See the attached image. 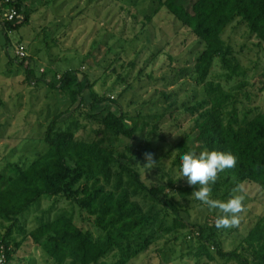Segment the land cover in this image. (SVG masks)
Listing matches in <instances>:
<instances>
[{"label": "rangeland", "instance_id": "1", "mask_svg": "<svg viewBox=\"0 0 264 264\" xmlns=\"http://www.w3.org/2000/svg\"><path fill=\"white\" fill-rule=\"evenodd\" d=\"M23 1L30 9V21L9 31V41L3 32L5 18L0 9V171L7 162L24 166L42 154L47 148L42 133L55 114L70 109L73 114L60 120L62 128L78 120L77 134L84 139L96 137L119 148L131 144L142 153L135 166L142 178L169 193L184 221L189 225L215 224L218 210H209L192 195H184L180 187L189 184L179 179L181 145L194 147V134L189 129L198 116H190L187 107L208 99L206 85L197 81L195 68L204 43L168 14L158 0ZM224 38L232 46L234 63L240 68L229 79L226 75L230 71L216 61L208 80L221 83L234 95L241 116L252 117L264 111V44L240 19L229 25ZM19 45H24L31 57L33 83L25 81L24 68L10 59L17 56ZM70 69L77 70L99 94L118 101L102 105L95 115L107 108L127 112L137 122L134 139L112 133L96 136L99 123L89 117L94 112L80 102L71 105L65 93L47 83L57 82ZM83 97L86 103L92 100L88 89ZM126 123L132 125L129 120ZM146 152L152 153L157 162L151 170L139 165L145 162ZM228 176L226 171L220 173V181ZM232 181L237 183L238 179L229 176L211 198L227 201L231 191L225 196L224 192ZM238 184L245 188L246 210L238 227L218 229L220 246L226 251L232 250L264 214V190L252 182ZM62 211L72 215L77 224L97 231L78 205L61 196L42 197L19 217L20 224L29 230L39 218L54 217ZM174 216L171 207L163 206L158 220L132 237V249L142 244L146 248L127 264H197L188 255L190 246L197 242V238H186L191 226L180 233L168 230ZM0 231H5L1 221ZM14 235L18 241L23 240L22 234ZM119 257L120 250L104 262L111 264ZM8 264L54 261L40 246L26 240Z\"/></svg>", "mask_w": 264, "mask_h": 264}, {"label": "trees", "instance_id": "2", "mask_svg": "<svg viewBox=\"0 0 264 264\" xmlns=\"http://www.w3.org/2000/svg\"><path fill=\"white\" fill-rule=\"evenodd\" d=\"M158 1L182 27L204 43L195 68L197 81L206 85L208 99L187 107L190 116H198L189 129L194 134V147L189 149L182 144V154L205 149L230 152L237 157V164L225 170L229 176H235L239 183H256L264 190V111L252 117L241 116L234 95L221 83L208 80L216 61L230 71L226 75L229 79L240 68L234 63L232 46L224 38L226 29L235 20L244 22L250 34L264 44V0ZM9 4L15 5L23 16L14 21L4 19L3 32L7 41L8 32L28 23L31 14L23 0H10ZM0 6L1 9L6 3ZM10 59L18 61L24 68L25 81L33 83L31 57L10 56ZM47 83L65 93L71 105L80 102L94 112L89 117L99 123L96 136L112 133L135 138L137 122L122 109L119 112L102 109L99 116L95 115L102 105L109 101L117 104L118 101L99 94L94 85L84 82L77 70H67L57 82ZM86 89L90 92V103L83 97ZM70 112L65 109L52 117L42 133L47 146L42 154L24 166L7 162L0 171V221L5 230L0 231V249L4 248L5 264L12 261L14 253L26 240L40 246L54 264H105L104 259L118 250L120 257L111 264H127L131 257L146 248L142 244L140 248L132 249V237L158 220L163 206L171 207L175 213L169 231L180 233L191 226L186 238H197V242L190 246L188 255L197 264L214 261L219 264H264V214L232 250H224L215 224L189 225L180 217L179 208L169 193L146 183L135 167L142 158L141 151L131 144L119 148L96 137L84 139L77 134L78 120H72L62 128L60 120ZM127 120L131 121V126L127 125ZM229 176L223 181L219 177L211 186L212 193L218 192L229 181ZM169 182L173 185V177ZM238 182L232 181L224 196ZM199 187L185 185L180 189L188 196ZM44 196H61L78 205L97 234L84 224H77L66 211L54 217L39 218L36 226L27 230L20 224L19 217ZM15 232L22 234L23 240L18 241Z\"/></svg>", "mask_w": 264, "mask_h": 264}, {"label": "clouds", "instance_id": "3", "mask_svg": "<svg viewBox=\"0 0 264 264\" xmlns=\"http://www.w3.org/2000/svg\"><path fill=\"white\" fill-rule=\"evenodd\" d=\"M145 170L156 167L157 162L152 153H144ZM237 164V157L230 152L205 149L197 154L190 151L181 157L179 179L183 178L190 186L199 185V189L192 196L201 201L209 210H218L215 221L217 229H230L238 227L241 222V214L245 212L244 201L246 192L243 184H237L231 189L227 201L211 198L212 185H214L219 174L225 170L232 169Z\"/></svg>", "mask_w": 264, "mask_h": 264}, {"label": "built area", "instance_id": "4", "mask_svg": "<svg viewBox=\"0 0 264 264\" xmlns=\"http://www.w3.org/2000/svg\"><path fill=\"white\" fill-rule=\"evenodd\" d=\"M10 0H0V4L1 3H6V6H4L3 8H1L3 14H4V18L9 20V21H14L17 19H21L22 18V13H20L15 5L9 4ZM17 56L19 58L21 57H25L27 55L26 49L23 45H19L17 48V52H16ZM0 264H5V252H4V248L1 247L0 249Z\"/></svg>", "mask_w": 264, "mask_h": 264}]
</instances>
